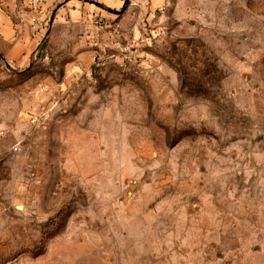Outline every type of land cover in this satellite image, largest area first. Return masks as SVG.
I'll return each instance as SVG.
<instances>
[{"label": "rangeland", "instance_id": "rangeland-1", "mask_svg": "<svg viewBox=\"0 0 264 264\" xmlns=\"http://www.w3.org/2000/svg\"><path fill=\"white\" fill-rule=\"evenodd\" d=\"M125 1L0 56V264H264V0Z\"/></svg>", "mask_w": 264, "mask_h": 264}, {"label": "crops", "instance_id": "crops-1", "mask_svg": "<svg viewBox=\"0 0 264 264\" xmlns=\"http://www.w3.org/2000/svg\"><path fill=\"white\" fill-rule=\"evenodd\" d=\"M113 4L115 0H46L51 16L65 15L70 20L86 19V12L92 11L89 3ZM59 5L60 7L56 8ZM0 56L11 66L22 67L31 57L40 34H34L25 23L24 15L16 10L10 0H0ZM56 11V12H55ZM83 15V17H82ZM24 19V20H23Z\"/></svg>", "mask_w": 264, "mask_h": 264}, {"label": "built area", "instance_id": "built-area-1", "mask_svg": "<svg viewBox=\"0 0 264 264\" xmlns=\"http://www.w3.org/2000/svg\"><path fill=\"white\" fill-rule=\"evenodd\" d=\"M10 2L14 7L13 11H20L24 15L23 18L25 19L27 26L34 34H39L44 28L50 15L46 0H10ZM132 4L143 7L148 4V0H140L138 2H132Z\"/></svg>", "mask_w": 264, "mask_h": 264}, {"label": "water", "instance_id": "water-1", "mask_svg": "<svg viewBox=\"0 0 264 264\" xmlns=\"http://www.w3.org/2000/svg\"><path fill=\"white\" fill-rule=\"evenodd\" d=\"M127 4H128V0H126V1L124 2V6L122 7V10H124V9L126 8ZM52 18H53V15H52L51 19H52Z\"/></svg>", "mask_w": 264, "mask_h": 264}]
</instances>
